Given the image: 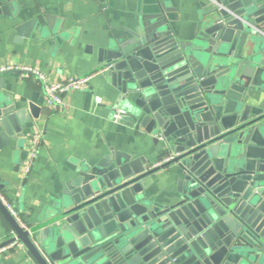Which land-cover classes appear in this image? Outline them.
<instances>
[{"label": "water", "instance_id": "95a60500", "mask_svg": "<svg viewBox=\"0 0 264 264\" xmlns=\"http://www.w3.org/2000/svg\"><path fill=\"white\" fill-rule=\"evenodd\" d=\"M149 9L102 51L104 74L121 94L114 113L172 159L151 167L111 148L83 161L30 230L0 199L14 230L0 249L20 240L37 264H264V0H211L196 47L175 36L166 3ZM31 121L0 101V152L24 148ZM162 170L175 188L158 197L149 179Z\"/></svg>", "mask_w": 264, "mask_h": 264}, {"label": "crops", "instance_id": "0c3cea01", "mask_svg": "<svg viewBox=\"0 0 264 264\" xmlns=\"http://www.w3.org/2000/svg\"><path fill=\"white\" fill-rule=\"evenodd\" d=\"M157 2L166 3L169 10L164 13L171 17L175 36L196 47L211 0H0V66L38 69L49 82L97 70L107 64L102 51L116 38L130 36L127 29ZM38 15L51 23L46 22L42 31L33 29L27 37L17 31ZM0 81L1 103L25 108L32 117L24 130V148L15 142V149L10 145L0 152V191L13 199L30 226L61 196L81 162L100 159L111 148L134 159L145 157L151 167L169 156L155 136L135 129L129 119H113L121 94L105 74L93 77L88 89L69 92L65 104L57 108L46 105L44 84L33 73L10 70ZM259 88L260 102L255 105L264 107V81ZM36 130L42 133L41 144L31 171L24 175L26 160L21 155L28 151ZM149 180V190L158 197L175 188L164 170ZM13 236L11 224L0 212V243ZM0 264L37 263L24 246L0 250Z\"/></svg>", "mask_w": 264, "mask_h": 264}, {"label": "built area", "instance_id": "2783aa9c", "mask_svg": "<svg viewBox=\"0 0 264 264\" xmlns=\"http://www.w3.org/2000/svg\"><path fill=\"white\" fill-rule=\"evenodd\" d=\"M108 66H103L97 70L89 72L87 74L78 75V76H70L68 79L59 80L56 82H49L43 72L38 69H34L31 67H24L19 65H4L0 66V72L10 71V70H18L25 73H33L38 80L43 82L45 89V103L48 107L57 108L63 106L66 102V95L74 90H86L90 87V81L93 77L102 75L106 72ZM98 102H100L98 100ZM124 110L118 109L117 112L113 113V119L117 122H120L124 119ZM42 133L38 130L34 131L30 137L29 148H28V157L23 166V174H27L31 171L33 167L34 160L37 156L38 148L41 144ZM172 159V156L169 155L165 157L163 160L157 162L154 166H160L165 162H168ZM18 196V193H16ZM0 199L5 204L7 209L13 215V217L17 220V222L21 225L25 230H30L31 226L27 221L26 217L22 212H20L16 205L14 204L13 199L8 198L3 192L0 191ZM24 244L20 240H16L15 242L7 245L2 249L14 250L17 248H23ZM0 249V250H2Z\"/></svg>", "mask_w": 264, "mask_h": 264}]
</instances>
